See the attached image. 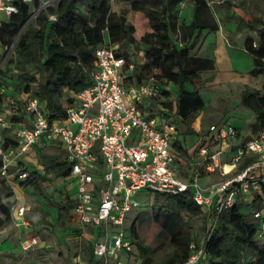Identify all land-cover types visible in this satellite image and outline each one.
Here are the masks:
<instances>
[{"label":"built area","instance_id":"obj_1","mask_svg":"<svg viewBox=\"0 0 264 264\" xmlns=\"http://www.w3.org/2000/svg\"><path fill=\"white\" fill-rule=\"evenodd\" d=\"M19 1L33 4L26 21H35L41 12L48 19L56 18L55 11L48 9L57 0ZM115 1L109 0L111 6ZM200 1L213 5L227 0ZM0 10L10 16L18 5L15 0H0ZM6 48L0 37V64ZM145 61L144 54L140 58L123 54L118 43L106 36L94 51L92 82L71 91L62 103L65 115L53 120L45 115L37 97L18 100L5 93L6 85H0V98L7 107L0 108V173L8 176L10 167L33 146L57 142L69 164L64 179L76 184L73 194L67 190L73 199V223L89 225L94 232L92 254L96 264H124L122 253L133 250L135 239L125 231L123 223L127 213L140 205L134 197L139 190L190 195L206 212L207 231L219 211L237 201V195L264 186V130L240 141L229 159L223 160L224 152L234 146L238 131L226 121H214L205 130L216 132L212 148L200 146L191 161L177 156L173 142L180 140V125L173 117L175 108L158 102L162 84L155 74L157 69L140 80L130 77L136 63ZM127 95L129 99L125 101ZM23 111L30 117L29 124L13 127L16 143L4 148L1 129L11 126L13 115ZM247 156L252 160L236 170ZM226 164L230 165L228 169ZM215 172L219 174L217 178L201 181ZM28 173L23 168L16 176L23 180ZM23 211V205L17 207L19 215ZM253 216L259 223L258 234H264V206L256 209ZM190 246L194 250L181 264H194L203 252V240L199 246L191 241Z\"/></svg>","mask_w":264,"mask_h":264},{"label":"trees","instance_id":"obj_2","mask_svg":"<svg viewBox=\"0 0 264 264\" xmlns=\"http://www.w3.org/2000/svg\"><path fill=\"white\" fill-rule=\"evenodd\" d=\"M158 1L167 6L168 2L172 4L178 0ZM15 2L18 10L11 13L8 20L0 22V37L2 43L7 45L5 51L11 44L13 50V54L0 64V85L11 84L10 75L7 73L17 72L13 87L18 86L19 100L37 97L44 105V113L49 120L65 115L62 103L69 98L71 91H78L92 82L94 51L106 36L116 41L121 52L126 55L134 54L136 45L144 48L146 61L136 63L130 77L140 80L156 68L155 74L161 79L163 97L168 90L165 82L172 81L176 85L173 99L164 102L163 106L175 108V113L182 119L192 112L199 111L203 106L204 101L199 91L185 89L184 83L200 78L199 70L212 68L213 60L200 58L199 64L187 66V47L172 42L169 24L163 18V9L144 4L135 7L142 16L143 33L139 36L137 24L127 23L123 14L112 9L109 0H57L55 6L48 9L55 11V19H48L46 13L41 12L35 21L26 27L24 24L33 4L19 0ZM259 23L261 25L257 27ZM191 24L196 25L195 22ZM249 24L252 29H256L254 35L248 34L244 39V49L251 54L253 61L249 72L252 75L264 74V20L254 17ZM120 36L127 38L125 47L119 43ZM2 57L3 55L0 56V61ZM29 64L34 66L33 71L27 69ZM241 103L254 113L250 134L264 130V83L260 89L244 90ZM14 117L19 119L21 115L14 114ZM1 132L4 148L16 143L13 127H3ZM250 134L244 140L248 139ZM216 141L215 131H204L192 150H188L179 140H175L173 146L178 157L191 161L197 156L200 146L212 148ZM233 149L234 147L231 148ZM38 153L44 163L43 171L29 170L22 180L26 185L38 188L40 183L51 182L54 177L65 176L69 172V164L62 154L47 155L40 150ZM222 158L229 159L224 156ZM251 160L252 157H245L236 170L243 168ZM22 168L27 169L26 166ZM201 181L203 182L204 178ZM64 192L56 216L62 225L70 220L73 206V199L67 194L66 188ZM10 194V191L4 192L0 188V227L11 215L5 201ZM255 195L257 196L249 203L236 201L219 211L213 226L205 231L203 252L194 264H264V234H258L259 223L253 216L256 209L264 206V186H261ZM155 197L164 198L167 204L153 208L150 218H145L143 223L149 220V228L143 238L148 242L155 231L164 230L168 233V248L161 254H156L155 250L144 247L141 262L181 264L194 250L190 246L192 240L186 215L198 214L202 209L188 194L155 193ZM138 214L139 212L129 225V235L135 241Z\"/></svg>","mask_w":264,"mask_h":264},{"label":"rangeland","instance_id":"obj_3","mask_svg":"<svg viewBox=\"0 0 264 264\" xmlns=\"http://www.w3.org/2000/svg\"><path fill=\"white\" fill-rule=\"evenodd\" d=\"M184 1V0H183ZM150 5L163 9V18L167 21L170 27V38H175V43L178 46H186L188 53H194L197 49L194 42L195 38L200 36V41L203 38L204 48L202 52L209 53L214 56V60L217 66L216 71H204L200 74V78L186 81L184 87L187 90L197 89L201 94L204 104L199 111L192 112L187 118H181L176 113L173 117L178 120L180 125V142L188 149L192 150L198 141V137L203 135L207 125L211 122L217 121L219 124L223 121L233 122L241 125L242 133L246 129L248 122L250 121L251 111L249 108L241 103V95L244 90H251L252 88L244 87H232L225 78L228 75L226 71L228 67L227 59L222 52L219 41L218 46H215L213 41L214 33H218L214 30L212 25L216 27L222 26L223 29H235L236 24L242 20L245 22V18L258 17L264 19V0H232L225 1L212 11L204 14V18L209 19L208 25H204L198 31V35H189L187 30L182 32L181 26H178V22H181V16L179 10L171 6L168 2L167 6L164 2L158 0H116L111 6L117 13H121L125 16L127 23H136L138 29V35L143 33L141 27V14L137 11V7L140 5ZM205 4L203 1L199 3L200 9ZM136 7V8H135ZM197 13V11H195ZM209 17V18H208ZM9 16L0 10V21L8 20ZM200 19V18H199ZM213 21L214 24H211ZM33 21H26L24 27L31 24ZM215 27V28H216ZM243 35L253 33L252 28L243 27ZM221 32V31H220ZM234 31L232 34L234 35ZM185 34V36H183ZM194 36V37H193ZM121 40L119 43L125 47L127 44V38L123 36L119 37ZM142 44V43H141ZM136 52L132 54V57L140 58L144 54V48L136 45ZM134 50V48H131ZM5 58L8 59L13 54L12 48H8L5 51ZM16 59L17 56H14ZM230 61L245 63L243 56L237 53H232L229 56ZM252 65H250L249 69ZM29 71H33L35 68L32 64L27 66ZM249 69L243 73L245 81L252 79V83L259 81V75H252ZM17 71L16 69H14ZM11 81L13 84L17 76V72H9ZM222 77V78H221ZM220 78V80H216ZM224 79V80H223ZM14 85V84H13ZM18 86H15L14 91L19 93ZM165 87L168 89L167 94L161 96L158 102L164 103L173 99V95L176 93V85L172 81L165 82ZM9 87L7 86L6 89ZM5 89V90H6ZM9 95H13L19 100L20 94H15L10 91ZM125 101H128L129 95L125 96ZM0 98V102H1ZM8 104H6L7 106ZM74 127V125H73ZM253 134V133H251ZM32 153L27 152L26 157L23 160V166L27 169H37L40 172L43 171L44 163L41 160L39 150L44 154H62V147L56 142L53 144L44 145L37 149V146L32 147ZM34 151V152H33ZM20 168L11 169L12 172H17ZM10 171V175H11ZM219 174L209 173L204 176V181H209L213 177L217 178ZM65 176L54 177L50 181H45L39 184L38 188L26 185L22 180L17 178L3 176L0 173V188L4 191H10L11 194L5 199L10 208V218L0 227V264H89L90 262V250H91V235L89 225H83L79 227L73 223L72 214L70 213V222L65 225L60 224L57 219V207L61 198L64 196L65 188L69 191V194H73L76 189V184L73 180L64 179ZM63 193V194H62ZM256 192H245L241 195H237V201H241L242 204L249 203ZM140 201L138 207L132 208L124 220L123 228L129 233V225L132 218L139 212L137 220V241H134L133 250L128 254L123 252L121 255L124 264H142V251L144 247L155 250L156 254H161L163 250L168 248V233L164 230L155 231L148 242H145L143 238L145 232L149 228V220L146 223L145 218H150V212L153 208L166 206L167 202L164 198L155 197V193L150 190H139L134 195ZM23 205L24 211L22 215L17 213V207ZM251 208H249V211ZM146 215H148L146 217ZM187 226L189 229V235L191 240L200 245L203 237L205 236L207 215L202 211L195 215H186ZM251 219V218H250ZM72 220V221H71Z\"/></svg>","mask_w":264,"mask_h":264},{"label":"crops","instance_id":"obj_4","mask_svg":"<svg viewBox=\"0 0 264 264\" xmlns=\"http://www.w3.org/2000/svg\"><path fill=\"white\" fill-rule=\"evenodd\" d=\"M227 1H232V0H227ZM199 3H196L194 0H184V1L178 0L177 2H174L171 5V6L174 5L173 7L176 8L177 10H179V12H180L179 15L181 16V22H178L177 24L179 27L181 26L183 33H184V30H187L188 37H189V35L190 36L191 35H194V36L198 35L199 34L198 31H201L200 30L201 27H204V25L210 24L209 19L204 18V14L208 13L209 11H212V9L213 10L216 9L215 7L219 4H221V3H215L213 5H208L203 1V3L205 5L203 7L201 6V9H200ZM195 11H197V13H195ZM253 18L254 17L245 18L246 19L245 22L239 21L236 24V28L230 29V30L223 29L222 26L220 27V24H219V27H216V25H212L214 27V30H216L218 32V33H214L213 41H215V46H218L220 44L222 49L225 50V52H222V53L226 57L227 65L229 67L226 69V71H228V75L225 78V81L228 82L229 85L232 87L244 88V87L248 86L249 88H252V89H260L262 86V83H264V74H262V73L258 74L261 77H260L259 81H255V83H252L251 78L248 79L247 81H245L243 78V73L246 72L249 69L250 65L253 64L251 54L244 49V39L246 36L243 35V31H244L243 27L251 28V25L249 24V22ZM262 20H264V19H262ZM191 22H195L196 25L194 26L193 24H191ZM211 22H212L211 24H214L213 21H211ZM260 25L261 24L259 23L257 27H259ZM233 31L235 32L234 35L232 34ZM255 33H256V29H253L252 35H254ZM183 36H185V34H183ZM199 38H200V36L196 37L195 42H194V45H195V47H197V49L194 51V53H188L187 54L189 56L187 66L191 67L193 65L199 64L200 58H211L213 60V67L210 69H200L199 74H201L202 72L207 71V70L216 71L217 66H216V63L214 60V56H212L209 53L202 52L203 51L202 49L204 48V41L205 40L202 38L200 41ZM218 41H219V44L217 45ZM172 42L173 43L176 42L175 38L172 39ZM234 52L243 56V59L245 60L244 64L241 63L240 61L239 62L234 61V60L230 61L229 56H231L232 53H234ZM216 80L219 81L220 78H218ZM6 86L9 87L8 89L5 90L6 94L9 95L10 91L13 92L14 95L20 94L17 91H14L15 88L13 87V84H7ZM4 105H5V103L2 99L0 102V108L6 109L7 107H5ZM249 111L252 112V110L250 108H249ZM15 114H17V116L21 115V118L15 119V117L13 115L12 120L14 121V123L11 125V127H15V126L18 127V126L23 125V124H29L30 117L24 111L23 112H17ZM253 120H254V113L252 112L251 117H250V121L248 122L246 129L244 130V133H242V129L240 128L241 125H239L237 123L230 122V124L235 125L238 129V136L233 140V143H234L233 147L234 148L237 146V144L240 141L244 140V138L250 134V123ZM251 136H252V134H250V137ZM36 146L38 149L44 145L37 144ZM32 150H33V148H31L28 152L32 153ZM232 153H233V150H231V151L226 150L224 152V156L229 157ZM26 155H24L20 159L16 160V164H14L10 167L9 174L7 177H13V175H14V178L15 177L17 178V176H16L17 173L23 169L22 168L23 167V163H22L23 160H21V159H24L26 157ZM17 167L20 168L17 172L11 171V169L17 168ZM229 167H230V165L227 164L226 168L228 169ZM27 170L29 171V169H27ZM10 171H11V175H10ZM17 180H19V179L17 178ZM259 191L260 190H254V192H256V193H258ZM68 222H70V220ZM75 225H77L79 227H83L82 225H79V224H75ZM90 230H91V227H90ZM93 235H94V232L92 231L89 264H96V261L94 260V257L92 254V238H93Z\"/></svg>","mask_w":264,"mask_h":264},{"label":"water","instance_id":"obj_5","mask_svg":"<svg viewBox=\"0 0 264 264\" xmlns=\"http://www.w3.org/2000/svg\"><path fill=\"white\" fill-rule=\"evenodd\" d=\"M196 3H199L200 2V0H194Z\"/></svg>","mask_w":264,"mask_h":264},{"label":"bare ground","instance_id":"obj_6","mask_svg":"<svg viewBox=\"0 0 264 264\" xmlns=\"http://www.w3.org/2000/svg\"><path fill=\"white\" fill-rule=\"evenodd\" d=\"M227 165V164H226Z\"/></svg>","mask_w":264,"mask_h":264}]
</instances>
